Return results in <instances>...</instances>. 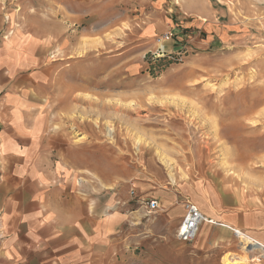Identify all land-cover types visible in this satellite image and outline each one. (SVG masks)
<instances>
[{
	"label": "rangeland",
	"instance_id": "374dc122",
	"mask_svg": "<svg viewBox=\"0 0 264 264\" xmlns=\"http://www.w3.org/2000/svg\"><path fill=\"white\" fill-rule=\"evenodd\" d=\"M0 10L48 39L49 131L65 138V176L84 193L114 197L115 212L148 229L137 184L155 172L264 200V0H0ZM241 242L210 264H264Z\"/></svg>",
	"mask_w": 264,
	"mask_h": 264
},
{
	"label": "crops",
	"instance_id": "0c3cea01",
	"mask_svg": "<svg viewBox=\"0 0 264 264\" xmlns=\"http://www.w3.org/2000/svg\"><path fill=\"white\" fill-rule=\"evenodd\" d=\"M18 29L0 10V264H210L237 230L264 248V200L155 172L137 184L142 201L159 203L148 229L115 212L114 197L66 178V141L50 133L46 114L50 44ZM187 200L208 220L190 243L176 237Z\"/></svg>",
	"mask_w": 264,
	"mask_h": 264
},
{
	"label": "built area",
	"instance_id": "2783aa9c",
	"mask_svg": "<svg viewBox=\"0 0 264 264\" xmlns=\"http://www.w3.org/2000/svg\"><path fill=\"white\" fill-rule=\"evenodd\" d=\"M172 34H166L163 38L159 39L158 45L163 46V43L168 42ZM134 194V192H132ZM149 210L155 211L159 208L158 201H148L146 203ZM186 215L177 230L176 237L179 241L184 243L193 242L199 235L201 226L208 222L207 218L201 213L199 208L191 201L184 202Z\"/></svg>",
	"mask_w": 264,
	"mask_h": 264
},
{
	"label": "bare ground",
	"instance_id": "6f19581e",
	"mask_svg": "<svg viewBox=\"0 0 264 264\" xmlns=\"http://www.w3.org/2000/svg\"><path fill=\"white\" fill-rule=\"evenodd\" d=\"M226 128V134H231L237 129V126L235 124L231 125L230 128L228 126L224 127ZM110 131V130H109ZM262 147V144H261ZM239 239L242 240L241 242V249H243L246 252H260L262 253L260 257L264 256V248L258 245L253 239L242 233L241 231L237 230L235 232ZM256 257V259L260 258ZM247 258L246 257H236L235 255H226L223 258L224 264H245Z\"/></svg>",
	"mask_w": 264,
	"mask_h": 264
}]
</instances>
